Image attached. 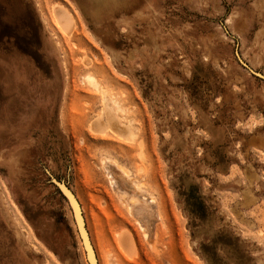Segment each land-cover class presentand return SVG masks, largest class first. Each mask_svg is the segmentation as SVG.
<instances>
[{"label":"rangeland","instance_id":"374dc122","mask_svg":"<svg viewBox=\"0 0 264 264\" xmlns=\"http://www.w3.org/2000/svg\"><path fill=\"white\" fill-rule=\"evenodd\" d=\"M258 74L264 0H0V264H89L58 183L98 264H264Z\"/></svg>","mask_w":264,"mask_h":264},{"label":"bare ground","instance_id":"6f19581e","mask_svg":"<svg viewBox=\"0 0 264 264\" xmlns=\"http://www.w3.org/2000/svg\"><path fill=\"white\" fill-rule=\"evenodd\" d=\"M54 12H55V15H56L59 23L62 25V27L65 29V31H67L69 33L72 29L73 21H72V17L68 13V11L64 7L56 6V7H54ZM86 80L89 84L96 85L94 79L91 76H86ZM105 112H108L109 117H111L112 114L110 113L109 109H107V110L105 109ZM99 124H101V123L98 122V125ZM121 170H122L123 174L127 175V172L124 169H121ZM109 181H110V184L112 185L111 178L109 179ZM140 196L142 199L138 205L135 203H130V202L128 204L124 203L126 212L129 214V216L134 217V220L137 221L138 224L140 223L139 219H137V217L139 218L138 208H140L142 210L152 208V206H153L152 202L154 203V201H155V198L152 196L149 197V196H146L145 194H141ZM156 212H157V214H159L158 211H156ZM140 219H141V217H140ZM143 235H144V237L146 236L145 233H143ZM114 239H115L116 243L119 245V247L122 250H124V252L129 253L132 250L134 240H133L132 235L127 230L123 231L121 233H118L114 237Z\"/></svg>","mask_w":264,"mask_h":264},{"label":"water","instance_id":"95a60500","mask_svg":"<svg viewBox=\"0 0 264 264\" xmlns=\"http://www.w3.org/2000/svg\"><path fill=\"white\" fill-rule=\"evenodd\" d=\"M258 76H260L261 78H264V76L261 74H258ZM58 184L61 186V188H62V190H63V192H64V194H65V196L69 202V205H70V208L72 211V215H73V219H74L79 237L81 239L82 246L84 248L87 261L89 264H98L96 257H95V254H94V251H93V248H92V245H91L90 240L88 238L87 231L85 229V225H84V221H83V217L81 214L79 204H78L74 194L65 185H63L62 183H58Z\"/></svg>","mask_w":264,"mask_h":264}]
</instances>
